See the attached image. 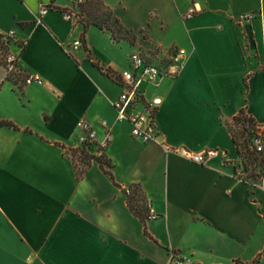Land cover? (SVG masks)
<instances>
[{
	"label": "crops",
	"instance_id": "crops-1",
	"mask_svg": "<svg viewBox=\"0 0 264 264\" xmlns=\"http://www.w3.org/2000/svg\"><path fill=\"white\" fill-rule=\"evenodd\" d=\"M104 2L126 27L147 25L149 49L185 50L166 67L176 73L142 85L147 102L162 99L158 140L133 137L131 124L117 119L122 87L106 72L129 68L141 44L117 43L91 26L88 50L72 48L83 25L49 6L69 10L68 0H0V59L2 36L16 29L6 51L26 76L44 79L7 80L0 64V120L17 126L0 125V264H177L174 252L184 264H264V178L253 187L241 177L227 125L242 108L264 125V0ZM194 6L200 10L187 18ZM80 120L96 130L94 142ZM104 121L114 179L97 161L80 177L67 150L87 143L101 155ZM207 148L219 151L207 164L184 155ZM134 184L157 215L149 235L128 206L125 190Z\"/></svg>",
	"mask_w": 264,
	"mask_h": 264
},
{
	"label": "built area",
	"instance_id": "built-area-1",
	"mask_svg": "<svg viewBox=\"0 0 264 264\" xmlns=\"http://www.w3.org/2000/svg\"><path fill=\"white\" fill-rule=\"evenodd\" d=\"M81 2L85 0H80ZM200 9L197 6L189 9L185 14L187 18L192 17ZM49 8L43 7L41 15L46 14ZM64 17L68 21H74V14L68 11H63ZM252 14L248 13L240 17L241 20H250ZM17 31L12 29L2 36V41L8 45L11 41L16 40ZM82 45L81 40H76L72 48H78ZM185 54V50L181 49L172 55V64L179 63ZM3 60L5 67L9 72H23L18 65V55L11 51H3ZM169 69H166L159 62L151 61L141 51H134L130 55V66L121 72L113 73L121 87L122 91L118 98L115 99L113 105L117 111V119L119 121H128L132 127V136L144 142L157 141L159 137V127L156 119L158 107L162 103L161 98H155L152 102H147L144 98V91L142 85L146 82L157 83L164 76L174 74ZM32 83L43 84L44 79L37 74H29L25 78V85ZM78 125L87 133L86 141L94 142L97 139V132L93 126L85 120H80ZM106 128V134L99 143V150H103L109 145L112 140V133L110 131V124L104 121L102 124ZM254 147L257 152L261 153L264 158V125L258 124L257 135L253 140ZM167 151L175 149L165 145ZM218 149L207 148L202 151H186L184 155L191 161L198 164H207V162L218 155ZM264 178V173L262 179ZM128 191H130L128 189ZM150 217L155 218L157 215L151 209ZM172 258L177 264H184L183 259L178 258L177 253H172Z\"/></svg>",
	"mask_w": 264,
	"mask_h": 264
},
{
	"label": "trees",
	"instance_id": "trees-1",
	"mask_svg": "<svg viewBox=\"0 0 264 264\" xmlns=\"http://www.w3.org/2000/svg\"><path fill=\"white\" fill-rule=\"evenodd\" d=\"M49 6L62 12L68 11L67 8L61 9L53 4ZM80 6L81 13L84 16L81 20L83 24L81 41L84 44L86 50H88L86 45V34L91 26H95L100 30L110 32L112 38L116 42H120L122 40L130 41L129 37L132 34V30L122 23L114 10L107 6L104 0H85V2ZM1 48L6 51L4 42L1 43ZM175 53L176 52H174L173 55ZM0 64L5 66L3 57L0 59ZM95 64L103 69L99 63L96 62ZM171 64L172 61L167 66H170ZM167 66H165V68ZM106 72L111 77H113V73H115L112 68H107ZM24 78H26V75L23 72L9 71L6 77L7 80L13 82H18ZM231 122L236 123L237 126L240 127L239 132H236L230 122H227V125L233 135V140L242 158L241 165L243 167V174L241 177L244 180L249 181L253 187H256L257 184L262 181V176L264 173V158L261 153L256 151L253 143V140L257 135L258 123L256 119L248 113L247 108H242ZM0 125L17 128V126L11 121L0 120ZM67 152L72 155L73 159L75 153L79 152L82 154L81 161L85 164V167L81 170H78V167L75 163L77 173L80 177L93 161H97L100 164L102 170L114 179L113 173L111 171V169L114 167V164L106 153L102 152L101 155L89 153L87 143H85L82 147L71 148L67 150ZM129 190L130 191H128V189L125 190L128 206L130 207L131 211L144 223L145 233L149 235L147 230V221L151 219V204L149 203L147 196L140 185L134 184L129 188Z\"/></svg>",
	"mask_w": 264,
	"mask_h": 264
},
{
	"label": "rangeland",
	"instance_id": "rangeland-1",
	"mask_svg": "<svg viewBox=\"0 0 264 264\" xmlns=\"http://www.w3.org/2000/svg\"><path fill=\"white\" fill-rule=\"evenodd\" d=\"M68 2L71 4V8L69 9L71 13L74 14V18H75V21L82 24V18L84 17L81 13V4L84 3L85 1L81 2L80 0H68ZM152 8V7H151ZM147 9L148 6H147ZM145 15V10H140L138 12V17H142ZM133 16H131L130 14H128L127 16H125L126 18V21L130 22L131 19H134V17L132 18ZM83 25V24H82ZM147 26V25H146ZM146 26H144V28L140 29L139 31H134L132 30V34L130 35L129 37V40L130 41H126V40H122L120 42H117V43H121V42H127L131 45H136V44H141L142 46V52L143 53H148V55L151 56V58H157V60L161 63L162 66H167L169 65V63L172 61V55L174 52H176V48H171L169 49L167 52H163L161 51L160 48H154V49H149L148 45L150 44V37L147 33V30L145 29ZM156 29V33H158V37H160L162 40H164L166 38V34H163L164 32H162L161 30H159L158 26L154 25V30ZM105 32H108V31H105ZM110 35L111 33L108 32ZM112 38V36H111ZM132 38V39H131ZM113 39V38H112ZM114 40V39H113ZM115 41V40H114ZM116 42V41H115ZM83 45V43H82ZM135 51H138L135 50ZM230 124L232 125V127L234 128V130L236 132H239L240 130V127L237 126L236 123L234 122H231L230 121ZM90 153V152H89ZM81 158H82V154L77 152L74 154V160H75V163L78 167V170H81L82 168L85 167V164L81 161Z\"/></svg>",
	"mask_w": 264,
	"mask_h": 264
}]
</instances>
